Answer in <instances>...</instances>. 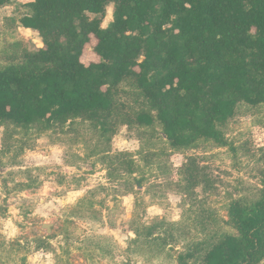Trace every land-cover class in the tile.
<instances>
[{"label": "trees", "instance_id": "1", "mask_svg": "<svg viewBox=\"0 0 264 264\" xmlns=\"http://www.w3.org/2000/svg\"><path fill=\"white\" fill-rule=\"evenodd\" d=\"M11 2L0 0V7ZM109 4L112 21L102 27ZM23 6L18 23L36 31L42 46L0 68V126L63 129L80 119L108 142L120 125L158 124L171 147L198 139L224 144L223 127L240 107L264 106V0H33ZM92 39L98 60L86 64L81 57ZM124 82L150 109L115 99ZM181 171L186 196L207 183L196 157H188ZM260 185L253 198L230 203L236 233L216 232L188 244L177 264H259L264 174ZM164 225L134 233L156 240ZM166 244L163 237L160 245Z\"/></svg>", "mask_w": 264, "mask_h": 264}, {"label": "rangeland", "instance_id": "2", "mask_svg": "<svg viewBox=\"0 0 264 264\" xmlns=\"http://www.w3.org/2000/svg\"><path fill=\"white\" fill-rule=\"evenodd\" d=\"M30 1L0 7V68L42 46L36 31L18 23ZM112 12L109 4L102 27ZM94 43L85 46L86 64L98 60ZM115 99L150 109L130 82L117 87ZM223 132L224 144L198 139L171 147L158 124L120 125L108 142L80 119L63 129L0 126V264H177L188 244L236 233L230 203L253 198L264 174V106L240 107ZM119 152L129 157H113ZM190 156L208 179L192 197L181 171ZM129 159L132 173L124 168ZM160 221L159 239L135 235Z\"/></svg>", "mask_w": 264, "mask_h": 264}, {"label": "water", "instance_id": "3", "mask_svg": "<svg viewBox=\"0 0 264 264\" xmlns=\"http://www.w3.org/2000/svg\"><path fill=\"white\" fill-rule=\"evenodd\" d=\"M42 228L45 229L47 231V233L51 232V225L50 224H43Z\"/></svg>", "mask_w": 264, "mask_h": 264}]
</instances>
